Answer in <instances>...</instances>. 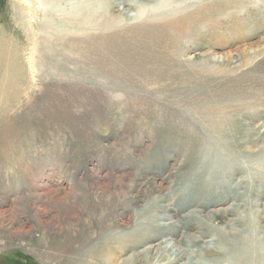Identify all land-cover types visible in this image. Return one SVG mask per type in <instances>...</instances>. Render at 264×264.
I'll return each mask as SVG.
<instances>
[{
    "label": "rangeland",
    "instance_id": "obj_1",
    "mask_svg": "<svg viewBox=\"0 0 264 264\" xmlns=\"http://www.w3.org/2000/svg\"><path fill=\"white\" fill-rule=\"evenodd\" d=\"M28 1L0 0V31L40 24L56 51L30 61L33 43L16 36L26 49L10 64L24 69L14 87L0 64V264H109L108 256L122 264L161 239L166 214L180 223L170 229L177 245L183 230L240 235L245 221L228 223L246 203L256 236L264 235V214L253 208L257 200L264 207V0ZM157 5L211 10L182 33L128 29L110 41L99 27L110 18L133 25ZM156 49L176 59L144 57ZM133 53L144 59H128ZM191 210L213 212L210 224ZM138 224L144 231L135 235ZM145 256L129 264H155Z\"/></svg>",
    "mask_w": 264,
    "mask_h": 264
},
{
    "label": "bare ground",
    "instance_id": "obj_2",
    "mask_svg": "<svg viewBox=\"0 0 264 264\" xmlns=\"http://www.w3.org/2000/svg\"><path fill=\"white\" fill-rule=\"evenodd\" d=\"M21 1H22L21 4H24L25 6L29 5L28 0H21ZM124 2L130 3L132 6L135 4V3L132 4V0H125ZM13 6H14V4H13ZM205 6L204 5L202 7L199 6V8H195V9H192V8L183 9L179 12H169L166 9H164L167 7L163 8V7H161V5L160 6L157 5V7H152L150 9V10H152L151 11L152 13H150V15H147V17H144L146 19H144L143 21L137 22L133 25H125L124 27H122L119 25L120 21H117L116 19L114 20V19L110 18V21L106 20V21H109L108 23L104 22L105 23V24L103 23L104 25L102 23H100L99 27L102 28L103 26H106V30H108L109 33L106 34L105 36H108L110 41L123 40L124 37L126 36L125 31L128 29L134 30V31L137 30V31H139L140 34H144L146 36H148L149 33L152 34L153 32L160 34V33H164V32L168 33L171 30H174V32L182 33L185 30L186 31L191 30L193 28H196L197 26L199 28L200 24L203 21H207L208 13L210 12L211 8L208 9ZM13 8L16 9L15 7H13ZM24 9H26V8H24ZM17 10H19V8ZM14 12L15 11H13V13ZM140 15H141V13L134 15L133 19L134 20L140 19L139 18ZM17 16H18V18H20V21H22L23 23L26 22V21H23V18L25 20V17H24V11H22V9L19 10V12L17 11ZM97 23L99 24V21H97ZM26 24H29V22ZM76 24L78 25L77 31H79V30L83 31V29H85L84 25L87 24V21L86 20L82 21V19H81ZM15 25H17V24H15ZM34 28L35 29L32 30V29L28 28L27 26L26 27L24 26V29L21 28V29H23L21 31H19L16 28L11 29L10 31L8 30L7 33L3 32V30L0 31V64H3L4 67H2V68H3V70H5L2 73V74H4V78L2 81L3 82L5 81V83L8 82L12 87H14L16 85V83L14 81L15 75L19 76L21 74V77H22L24 74L23 73L24 69L22 67L17 68L16 66H14L15 67L14 68L10 65L13 63H17L21 59L24 58L23 52L21 51L20 47L25 48V46L23 44L22 45L16 44V43L14 44L15 41H18L17 38H19V37L16 38V36H21V33H25L27 35L26 37L28 39V43H29L28 45L31 46V44L33 43V45H34L33 48L36 49V53L32 52V53L28 54V59L30 61H35L37 63H39V62L41 63V61L53 60L55 57L54 52L56 51V49L47 42V40L44 38L45 36H41V34H40L41 32H44L46 30V27L35 23ZM130 30L126 31V32H130ZM139 36H141V35H139ZM21 37H20V41H21ZM150 38H152V37H150ZM125 40H127V39H125ZM77 41H80V39L78 38ZM140 41H138V42H140ZM80 42H83V40H81ZM104 42H105V40H104ZM123 42H125V41H123ZM93 45H97L95 41H94ZM124 45H128V43H125ZM143 45H145V44H143ZM95 47H97V46H95ZM111 48L115 51H111L112 53H109V54H111V56L114 59L120 60V58H124L122 56L123 53L120 55V53L117 52L116 47H111ZM83 49H84V52H89L88 51L89 45L88 46L85 45L83 47ZM96 50H97V48H96ZM239 52H243V51L239 50ZM106 53L108 54V52H106ZM232 54H233V52H228L223 56V58L227 59V58L231 57ZM103 56H104V54H103ZM144 57L146 59L148 58V60H153V61H172L173 59H176L175 58L176 54H175V52L174 53L172 51L169 52L168 49H165L164 53H162V50L161 51L157 50L156 52L153 51V52H150L148 54H145ZM99 58H100L99 60H101V57H99ZM138 58L139 59L142 58V60L144 59L142 54H136V53L134 54L133 53L132 55H130V54L128 55V59H130V60L138 59ZM2 68H1V70H2ZM5 73L6 74L9 73V76H5L6 75ZM2 74H1V76H2ZM1 89H2V92H4V86ZM7 92H8V90H6V95H3V96H6L7 97L6 100L8 102H10L11 104H13L16 100L15 94H13V93L7 94ZM218 133H220V132H218ZM213 154L215 155V152ZM216 164H217V162H216ZM257 201H253V203H255V204H253V208H254L255 213H257L258 216H261V212H263V214H264V207H261ZM236 206L237 207H235V210L237 212V215H236V217H234V219H231L228 224H229V226H232L236 223L242 224L245 221L246 227L243 228V231L241 232L240 235L237 234L235 236L232 235L233 237L232 236L229 237V236H226V235L219 233V231H217V230H214V231L212 230V231H210V233L206 232L208 235L207 236L205 235L206 238L202 239L201 233H199V235H197L194 233L191 234V233L187 232L186 230H183V235H182L183 245L182 244L177 245L176 244L177 241L173 237V235L170 233V229L173 226H177V228H180L179 227L180 223L175 221L172 218V215L166 214L163 217H161L158 221L159 225L164 226V227H160L157 231L159 236H162V237H160L161 239L158 240L157 242H154V243L152 242L153 244H150L149 246L144 248L142 251H140L139 254H141V252L145 253L146 254L145 259L149 260L150 258H152L154 260L155 264H264V235L256 236L257 235L256 233H258L257 231L259 230V227H253L252 224L250 223V221H248L249 217L247 216L248 215L247 214V212H248L247 208L251 205H249V203H246V205L243 206V210H241L239 205H236ZM200 212H202V211L201 210L200 211L199 210H191L187 214H194L195 213V214H197L196 217L199 219V221L204 222V225L210 224V220L213 217L211 215V213H213V212H209L208 213L209 215H204V216L199 215ZM136 228H139L141 230L134 229L132 231V232H134L133 234H135V233L141 234L140 231H144L143 230L144 225H142V224H138ZM177 228H175V229H177ZM158 234L156 236H158ZM139 236H142V235H139ZM105 237H107V236H105ZM105 240L107 241V239H105ZM191 240L195 243L192 244ZM200 241H202V242H200ZM109 242H111V241L109 240ZM102 245H103V243H102ZM123 245H125V244H123ZM194 245H195V247H194ZM154 247H155V249H154ZM103 248L105 249L104 246H103ZM89 249H88V251H89ZM96 249H98V248H96ZM96 249H95V251H96ZM98 251H99V249H98ZM103 252L104 251H102V253ZM203 253L204 254L205 253H207V254L220 253V255L218 254V256H219L218 259H214V258L204 259ZM139 254L137 252L130 254V256H128L125 259V262L122 264H127V263L129 264L130 262L133 261V259H138ZM95 256H94V258H95ZM115 259L116 258H114L112 256H108V263L114 264L116 262ZM102 262H104V261H102Z\"/></svg>",
    "mask_w": 264,
    "mask_h": 264
}]
</instances>
